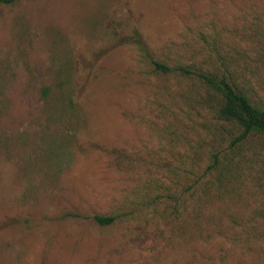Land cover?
I'll return each instance as SVG.
<instances>
[{"label":"rangeland","instance_id":"374dc122","mask_svg":"<svg viewBox=\"0 0 264 264\" xmlns=\"http://www.w3.org/2000/svg\"><path fill=\"white\" fill-rule=\"evenodd\" d=\"M203 76L264 105V0L0 4V264H264V136Z\"/></svg>","mask_w":264,"mask_h":264},{"label":"trees","instance_id":"16d2710c","mask_svg":"<svg viewBox=\"0 0 264 264\" xmlns=\"http://www.w3.org/2000/svg\"><path fill=\"white\" fill-rule=\"evenodd\" d=\"M16 0H0V4H13ZM157 69L163 72L171 70L162 64L156 63ZM182 72L189 73L186 69ZM209 88L215 92L218 97L216 114L219 119L236 126L240 130V134L233 140L241 142L250 136H264V105L252 100L236 84L223 78L217 81L215 77L203 76ZM214 163L210 166L212 172H218L219 176L225 175L227 171V162L220 161L218 156H214ZM94 220L101 226L111 224L113 218L95 216Z\"/></svg>","mask_w":264,"mask_h":264}]
</instances>
